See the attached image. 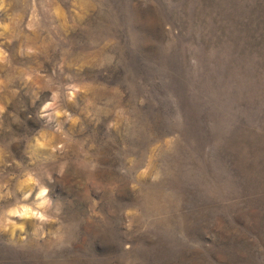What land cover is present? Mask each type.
<instances>
[{"label":"rangeland","instance_id":"374dc122","mask_svg":"<svg viewBox=\"0 0 264 264\" xmlns=\"http://www.w3.org/2000/svg\"><path fill=\"white\" fill-rule=\"evenodd\" d=\"M0 264H264V0H0Z\"/></svg>","mask_w":264,"mask_h":264}]
</instances>
